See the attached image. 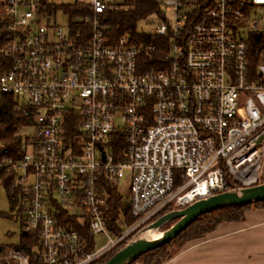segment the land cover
Returning a JSON list of instances; mask_svg holds the SVG:
<instances>
[{
  "label": "built area",
  "instance_id": "2783aa9c",
  "mask_svg": "<svg viewBox=\"0 0 264 264\" xmlns=\"http://www.w3.org/2000/svg\"><path fill=\"white\" fill-rule=\"evenodd\" d=\"M156 1L164 17L147 20L168 54L162 69L141 72L130 37L108 34L107 14L127 11L124 0H77L87 11L73 20L41 0H0L12 34L0 95L34 129L20 158L0 150V184L12 176L20 189L22 231L36 235L43 264H96L169 207L264 180V51L255 68L248 58L264 0ZM126 176L123 199L139 220L113 236L106 187ZM81 229L106 243L89 251ZM0 262L31 255L9 250Z\"/></svg>",
  "mask_w": 264,
  "mask_h": 264
},
{
  "label": "trees",
  "instance_id": "16d2710c",
  "mask_svg": "<svg viewBox=\"0 0 264 264\" xmlns=\"http://www.w3.org/2000/svg\"><path fill=\"white\" fill-rule=\"evenodd\" d=\"M43 9L49 13L63 11L68 14L71 20L80 15V12H85L87 8L76 3L55 5L48 3L46 0H41ZM124 7L128 8L114 11L107 14L108 34L112 41H117L119 38L129 36L130 41L139 49L138 64L141 72H149L160 70L166 62L169 40L163 36L151 33L145 34L138 31L140 22L147 20L150 17L163 18L164 13L160 4L156 0H124ZM7 17L0 11V63H4L6 67L10 63V59L2 54V50L11 40V32L7 29ZM248 58L252 68H255L259 63L260 54L264 51V33L250 34L248 38ZM3 68L0 69V72ZM32 124L31 119L27 118L25 109L20 106L14 98L0 95V150H6L7 154L15 159L21 157L23 152V144L26 137L21 135V131L25 126ZM118 149V153L121 154ZM264 180L259 184H263ZM8 193V199L14 211L19 202L21 191L14 186L13 177L6 176L2 184ZM109 194L108 209H107V225L113 236H120L126 229L133 227L139 220L138 217L132 215L129 204L124 201L117 188L107 186ZM264 209V202L253 205L230 207L217 210L199 217L192 225L185 229L172 242L142 255L136 262L140 264H152L153 257L161 252L165 247L175 244L181 240L178 250L173 255L159 256L162 261L155 264H162L175 256L182 248L193 240L202 239L212 233L216 228L224 223L242 222L245 219V214L248 210ZM174 210V206L169 207L163 213L155 217L152 221L157 220L162 215ZM23 208H19L20 215ZM80 234L87 241L89 251H92L95 245L94 237L87 229L79 230ZM131 239H129L130 241ZM37 241L36 235L30 232H21L20 244L17 246L6 247L0 245V257L9 250H18L31 255L30 264H43L37 257L33 255V247ZM125 245V244H124ZM123 245V246H124ZM122 246V247H123ZM122 247L116 249L96 264H105L111 259ZM166 259V260H165ZM143 261V262H141ZM0 264H3L0 262Z\"/></svg>",
  "mask_w": 264,
  "mask_h": 264
},
{
  "label": "crops",
  "instance_id": "0c3cea01",
  "mask_svg": "<svg viewBox=\"0 0 264 264\" xmlns=\"http://www.w3.org/2000/svg\"><path fill=\"white\" fill-rule=\"evenodd\" d=\"M162 264H264V209L252 208L244 221L218 226Z\"/></svg>",
  "mask_w": 264,
  "mask_h": 264
},
{
  "label": "water",
  "instance_id": "95a60500",
  "mask_svg": "<svg viewBox=\"0 0 264 264\" xmlns=\"http://www.w3.org/2000/svg\"><path fill=\"white\" fill-rule=\"evenodd\" d=\"M260 202H264V183L252 187L225 191L198 200L183 209H177L166 213L157 220L142 227L131 240L105 264H135L142 255L172 242L199 217L205 214L224 208L247 206ZM170 223H173V225L162 231L160 237L157 239L148 240L140 237L146 232L158 231Z\"/></svg>",
  "mask_w": 264,
  "mask_h": 264
},
{
  "label": "rangeland",
  "instance_id": "374dc122",
  "mask_svg": "<svg viewBox=\"0 0 264 264\" xmlns=\"http://www.w3.org/2000/svg\"><path fill=\"white\" fill-rule=\"evenodd\" d=\"M46 1L51 4L61 5V4H73L77 0H46ZM66 22H67V18L65 16H62V15L58 16V23L65 24ZM157 24L158 23L156 21H153L152 19L142 21L138 25V31L140 33H145V34L154 33L156 27L158 26ZM33 131L34 129L31 125L25 126L21 131V135L24 137L31 136L33 135ZM119 191L122 194L123 198L127 200L129 197L128 196L129 179L127 176L121 180L120 185H119ZM177 209H183V208L174 207V210H177ZM17 212H18L17 208L14 211L12 210L11 204L8 199L7 190L3 185L0 184V245L2 246L11 247V246H17L20 244L22 224H21V221L19 219ZM171 225H173V223H170L164 226L162 229L158 231L162 232L168 229ZM141 228H139L136 232H134L133 236ZM94 239H95L97 248H100L103 244L106 243V239L103 236H95ZM180 243H181V240L177 241L175 244H171L170 246L165 247L161 252H158V254L156 253V255H154L153 257L154 260L152 264L162 261V259L159 257L162 254L168 255V256L173 255L178 250ZM6 254L7 253H5L3 256H5ZM3 256H1L0 258H2Z\"/></svg>",
  "mask_w": 264,
  "mask_h": 264
},
{
  "label": "bare ground",
  "instance_id": "6f19581e",
  "mask_svg": "<svg viewBox=\"0 0 264 264\" xmlns=\"http://www.w3.org/2000/svg\"><path fill=\"white\" fill-rule=\"evenodd\" d=\"M161 235V232L159 231H150V232H146L145 234H142L140 237L141 238H146L148 240H154L159 238Z\"/></svg>",
  "mask_w": 264,
  "mask_h": 264
}]
</instances>
